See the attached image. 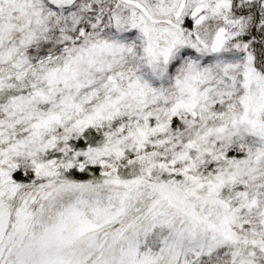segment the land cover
I'll use <instances>...</instances> for the list:
<instances>
[{
	"label": "snow or ice",
	"instance_id": "obj_1",
	"mask_svg": "<svg viewBox=\"0 0 264 264\" xmlns=\"http://www.w3.org/2000/svg\"><path fill=\"white\" fill-rule=\"evenodd\" d=\"M0 264H264V0H0Z\"/></svg>",
	"mask_w": 264,
	"mask_h": 264
}]
</instances>
